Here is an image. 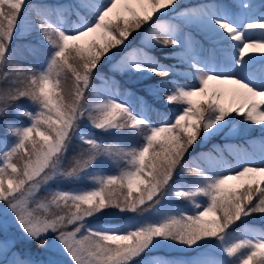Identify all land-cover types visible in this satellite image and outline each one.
<instances>
[{
	"label": "rangeland",
	"instance_id": "374dc122",
	"mask_svg": "<svg viewBox=\"0 0 264 264\" xmlns=\"http://www.w3.org/2000/svg\"><path fill=\"white\" fill-rule=\"evenodd\" d=\"M10 1L18 8L24 3ZM59 1L60 9L74 11L77 19L71 24L65 13H59V24L43 18L46 26L28 11H21L20 20L11 19L6 30L11 39L16 34L33 35L31 30L36 29L37 37L53 42L56 50L32 78L23 105L28 121L19 125L17 137L5 144L0 160V264H172L166 254L191 264H250L264 245V201L249 210L237 209L231 212L230 220L222 221L216 201L224 197V192L214 195L205 171L213 166L217 181L227 187L236 184L237 162L251 166L254 178L263 173L264 0H236L237 6L204 0L177 12L204 30L205 38L220 53L182 47L175 40L165 44L150 29H143L126 56L124 52L114 54L106 43L116 41V50L122 49L120 46L127 42L120 35L126 38L136 20L152 15L154 9L159 7L164 13L167 0ZM76 2L81 6L92 4L94 18H86L87 12L82 13ZM164 44L165 50L171 48L173 53L182 54L191 67L172 68L176 75L191 74L196 80L171 78L177 90L165 99L175 102L172 119L151 124V131L144 135L136 158L123 176L109 172L94 178L88 188H69L67 180L88 175L80 172L69 174V179L66 176L60 153L65 151L70 134L93 143L97 128L119 129L125 112L133 117L130 126H137L138 119L149 121L150 102L142 94H138L139 104L132 102V95L114 96L105 77L117 75L135 82L148 78L157 63L146 45ZM70 47L82 58V68L75 73L81 89L75 100L61 96L51 70L56 60L70 66ZM91 75L96 78L91 79ZM215 86L221 88L213 95L208 110L205 89ZM240 95L255 105L248 108L246 116L235 119L239 117L236 114L229 119L225 104L233 112H240L235 107L244 105L237 97ZM200 118L207 124L201 143L205 148L194 160L203 171L188 179L183 169L176 167L174 176L167 177L177 162L170 157L180 142L175 124L191 134ZM210 140L212 144L207 146ZM152 142L162 147L153 152ZM18 150L24 156L22 167L13 161ZM165 161L172 162L168 170ZM122 183L128 186V201L120 199ZM67 197L73 202L64 207L67 213L53 216L54 207ZM231 224L236 225L234 229Z\"/></svg>",
	"mask_w": 264,
	"mask_h": 264
},
{
	"label": "trees",
	"instance_id": "16d2710c",
	"mask_svg": "<svg viewBox=\"0 0 264 264\" xmlns=\"http://www.w3.org/2000/svg\"><path fill=\"white\" fill-rule=\"evenodd\" d=\"M101 1V0H100ZM156 0H153V2ZM180 1V3H178ZM203 0H167L166 10L164 13L160 12L159 7L154 9V13L147 17H141L136 20V24L129 28V35L125 38L120 35V39H124L127 43L123 44L122 49L116 50V41L113 43H106L107 47H111V51L114 54H122L126 56L133 50L135 42L138 41V36L143 29H150L162 42L165 44H171L173 40L177 41L180 46L197 47L201 48L205 52L211 53L212 50H217L216 46L208 42L205 38L206 33L198 25L191 22L188 18L181 15H177V12L184 6L191 5ZM228 1L233 6H237L235 0H220ZM59 0H24L23 6L18 8L14 2L10 0H0V160L5 154V144L12 141L18 135L19 125L28 121L26 108H23L24 102L28 99L31 91L32 78L36 77L39 73V67L42 63L50 59L52 54L56 50V45L53 42H47L39 39L37 34L39 32L36 29H32V33L28 34H16L11 39H8L6 31L10 27L11 19H19L18 15L21 11H28L32 16H36L41 23L46 25L43 18L49 21L59 24V13H65L68 16V23L71 24L73 19H77L75 13L71 9H60L57 5ZM78 8L82 13L87 12L86 18L92 20L96 14L95 7L88 3V5L81 6V3L76 2ZM264 5V4H263ZM157 7V6H155ZM40 14V17H39ZM85 15V14H84ZM43 20V21H42ZM144 22V23H143ZM108 25L112 29V23ZM137 25V28L135 27ZM47 26V25H46ZM115 27H113L114 30ZM54 36V31L50 29ZM121 39V40H122ZM111 40V39H109ZM163 45H146V49L154 54L156 57L157 67L150 74V76L140 82H135L132 79L126 77L106 76L109 83V90L118 97H126L132 95V102L139 104L137 94H142L149 102L148 116L149 121H139L138 125H129V119L131 114L126 112L121 117L122 124L117 130L104 131L100 128L96 129V139L93 143H85L70 134L66 141V148L64 152H61V164L65 166L68 179L71 177L69 174H78L80 172H88L87 177L77 178L72 177L71 180H67V186L88 188L94 178L98 176L104 177L106 173L115 172L123 176L127 169L131 166L133 159L136 158L137 150H139L141 143L144 141V135L151 131V124H162L166 120H171L174 113L175 102L173 100H166L165 97L171 95L177 89L173 85L171 78L176 76L183 81L196 82L193 75H176L172 68L181 67L184 69H191L187 62L179 55L173 53L172 49H164ZM218 51V50H217ZM69 55L73 58L70 66L63 63L61 60H56L52 66V74L55 79V84L61 92V96L67 100H75L80 93L79 85L76 82L75 73L76 70L81 69L82 58L78 56L73 47H70ZM120 52V53H119ZM168 53L169 55H164ZM81 67V68H80ZM95 79L93 75L90 77ZM220 86L211 87L207 90L209 96V104L207 109L209 110L210 104L214 102V94H219ZM241 94V93H240ZM177 95V94H176ZM178 96V95H177ZM179 97V96H178ZM239 100L244 102V105H237L240 112H233L230 105L226 106L225 115L229 119H234V115L238 114L239 117L246 116L248 114V108L255 104L246 100L243 95L237 96ZM264 106V103L262 104ZM257 106V104H256ZM222 123H226L225 120ZM227 124V123H226ZM207 124L200 118L197 122L195 133H187L185 128L181 124L176 123L174 129L179 130V145L176 150L172 151L173 160H177L176 165H173L167 175H173L176 167L182 168L186 178L197 176L200 170L203 171L194 158H198V152L205 148L201 145L203 136L206 133ZM16 130V133L13 131ZM243 140V139H242ZM157 142H152L151 150L162 147L157 146ZM212 142H208L207 146H210ZM216 151L215 147L211 148ZM152 154L150 157L153 160ZM168 160V159H167ZM13 161L18 163L20 167L24 165V156L21 151L18 150L13 155ZM167 161L163 162L165 164ZM204 162V161H202ZM161 163V161H160ZM171 161L167 164V170L171 165ZM207 167V163H203ZM235 166L238 169L236 184L230 187L222 186L215 177V169L211 167L209 171H205L208 176L209 188L214 191L215 196H219L224 192V197H221L217 201L218 211L221 214L222 221H228L232 217L233 211L241 209L243 211L249 210L250 206H254L259 202L264 201V166L263 173L260 177H253L251 174L252 167L238 165ZM149 167L150 164L147 163ZM89 175L93 176L89 177ZM74 176V175H73ZM64 183V181H62ZM119 190L120 199L123 198L126 201L129 199L127 185L122 183ZM145 189V187H143ZM59 191L58 187L55 189ZM54 192V191H53ZM46 194L45 192L42 193ZM118 194V193H117ZM134 193H132L133 195ZM57 196H55L56 198ZM137 198V197H135ZM224 198L230 199V202H225ZM70 198H66L63 204L54 207L53 216L58 214H65L66 208L71 206ZM120 203V202H118ZM32 205V203L30 204ZM66 207V208H64ZM47 215L49 213L43 212ZM121 217V216H120ZM238 217V216H237ZM119 218V217H118ZM238 219V218H237ZM240 222V220L238 221ZM236 222L235 224H237ZM231 224L232 229L236 225ZM41 240L38 237V241ZM37 243V241H36ZM158 254L157 252H155ZM253 261L250 264H261L264 259V245L262 249L255 252ZM170 256L172 264H191L185 259L179 257H173L172 254H166ZM170 262V260L168 261Z\"/></svg>",
	"mask_w": 264,
	"mask_h": 264
}]
</instances>
